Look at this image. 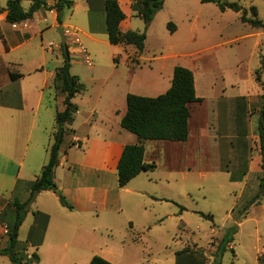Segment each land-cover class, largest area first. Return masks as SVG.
<instances>
[{"label": "rangeland", "instance_id": "obj_1", "mask_svg": "<svg viewBox=\"0 0 264 264\" xmlns=\"http://www.w3.org/2000/svg\"><path fill=\"white\" fill-rule=\"evenodd\" d=\"M4 1L8 0H3L0 9L6 5L7 2ZM225 1L240 3L247 9L249 18L264 21V0ZM122 2L129 16L128 22H131L129 27L147 33L141 61L134 68L143 67L146 70L154 65L155 56L164 55L165 78L174 66L190 61L194 67L198 93L214 101L209 106L210 118L216 122V125L219 123L220 133L223 136L230 135L236 126L235 136L238 135V138L222 139V147L219 150L224 154L234 144L233 155L231 157L227 155L229 159L226 158L227 160L224 161L223 170L206 169L202 162H196L191 168L177 170H168L164 165V184H162L164 200L151 204L149 198L145 197L147 208L140 203L128 201L127 197L131 195L124 192L116 183L114 194L125 198L124 208L119 213H110L108 217L103 215L100 219L91 218L90 221H84V227L76 225L81 223L79 212L74 213L75 219L60 224L54 216L46 243L40 250V253H47L51 259H43L41 264H89L94 256L93 253L114 264H176L177 250L194 245L207 247L210 239L215 242L221 240L223 233L230 226L235 225H238V229L233 240L234 250L227 248L221 263L258 264V256L261 254L264 256V196L261 197L260 202L253 204L250 200L258 189L259 163H254V168L246 180L239 178L242 170L239 172L233 167L237 163L238 154L241 161L245 162L247 158L255 160L260 153L258 121L259 110L263 108L261 95L264 94V87L256 80V75L257 69H261V78L264 82V67L262 68L264 28L253 27L250 23L243 22L242 11L237 12L233 9L222 11L217 4L202 0H165L163 7L155 13L152 21L147 25L144 19L134 15L131 0H122ZM24 5L28 6L29 2L25 1ZM253 6L257 9V15L252 10ZM100 13L95 11L91 21L94 23L93 29L96 26L98 29V35L95 36L105 39L106 22L105 17L103 22L100 21ZM62 16L67 27L79 31L87 50L89 53L92 52L90 40L84 35V31L90 30H88L89 20L86 19L83 7L73 10L72 5L66 6ZM61 44L58 28L46 27L44 34L34 37L30 43L31 48L25 52L29 56L25 60V66L33 60L32 53L36 50L41 53L43 47L47 51V57L51 55L55 59L56 50ZM51 46L55 47L54 51H48ZM92 48L98 52H108L104 46L97 45ZM60 60L64 62V56L60 57ZM71 62L73 71L90 73L91 67L83 60L81 54L72 57ZM98 86L89 84L87 87L91 92ZM86 89L77 96V100L83 98V105L89 103L82 95ZM242 95L248 96V99L244 100L243 110L234 99ZM217 97L221 98L225 107L218 106ZM231 104L232 111L230 116H227L229 113L225 112L229 110ZM194 108L193 112H195ZM50 110L53 113L55 111L53 107L42 109L40 122L44 123L48 120ZM87 115L88 113L84 112L75 113V119L69 124L70 128L80 134L87 131L90 128V122L84 123ZM234 117L236 125L233 122ZM192 125L194 129V119ZM98 131L102 130L98 129ZM242 156L245 158L243 159ZM246 171L248 170L244 172ZM143 174H151V172ZM167 175L170 177H166ZM13 181L8 178V173L0 172V197L8 198ZM50 194L51 199L58 198V206L62 208L60 195L56 197L53 193ZM42 198L41 196L31 202V197L28 207L35 209L42 206L41 203L51 204L52 201L47 199L43 201ZM180 205L185 207L183 211ZM48 207L46 209H52V206ZM159 211L164 212V218H159ZM198 211L212 215L213 220L203 217L197 213ZM98 220H100L99 229L93 233L91 229L97 225ZM31 221L32 215H29L21 228L20 239L25 240ZM212 229L216 231L213 232ZM28 251L33 253L35 249L31 248ZM0 264L14 263L9 257L0 254ZM30 264L36 262L32 261Z\"/></svg>", "mask_w": 264, "mask_h": 264}, {"label": "crops", "instance_id": "obj_2", "mask_svg": "<svg viewBox=\"0 0 264 264\" xmlns=\"http://www.w3.org/2000/svg\"><path fill=\"white\" fill-rule=\"evenodd\" d=\"M25 1H23V6L28 8L31 2L28 1L29 5L25 6ZM118 1L126 14V18L120 27L122 31H127L131 29L129 27L131 22H128L129 16L122 0ZM54 2L55 0H47L49 6L53 5ZM0 4H3V0L0 1ZM5 7L6 5L0 9V172L8 173V178L14 180V183L8 198L0 197V248L6 244L7 231L15 220L16 207L14 203L28 202L29 204V200L33 196V182L48 161L49 147L53 143L54 132L57 128L56 114L65 109L64 99L66 96L55 85L54 81L57 68L63 64L60 60L64 50L62 44L56 50L55 59L51 55L47 57V51L42 46V52L39 53L38 50L33 52V60L25 66V60L29 57L25 52L31 48L30 43L34 37L38 34L42 36L46 27L59 28L62 26L65 28L67 27L66 23L63 21L61 25L59 24L55 8H41L30 18L31 28L29 30L17 31L7 21ZM79 7H83L86 19L89 20L88 30L90 31H84V35L90 40L92 50L90 54L94 63L90 66L89 74L73 71L71 65L72 74L78 75L86 85L87 89L82 95L86 97L89 106L82 104L83 98L77 100V96L80 94H76L72 98V102L77 107L74 115L80 112L88 113L84 123L90 122V128L80 134L77 130L70 128L69 124L71 123L65 124L66 132L60 149V161L55 170L58 190L73 208L69 209L61 204L60 207L62 208H59L58 198L56 200L51 199V194L49 195V193H53L58 197L59 195L55 191H39L34 201L42 196L43 201L44 199L52 201L50 202L52 205L41 203L42 206L35 209L29 206V211L19 228L20 234L22 226L29 215H32L25 240L20 239L19 236V249L21 254L31 258L32 253L28 250L34 248V252L39 255V262L36 264H41L43 259H51L47 253H40V250L46 243L54 216L57 217L60 224L75 219L74 213L79 212L81 223H76V225L77 227H84L83 223L86 220L100 219L103 215L108 217L110 213H119L123 210L124 196L114 194L116 183L119 185L117 166L125 145L139 141L136 134L124 129L120 124L127 111V95L135 93L157 96L164 93L171 86L175 67L164 78V55H159L153 58L154 65L148 69L144 70L143 67L135 69L134 66L139 65L141 61L142 53H136L134 46L111 44L107 34L105 39L95 36L98 35V29L97 26L93 29L92 24L94 23H92L91 18L95 15V11H100V21L103 22L105 17L106 22L104 0H73V10ZM97 45L106 47L108 52H98L92 48V46L97 47ZM68 48L71 58L79 54L72 48ZM54 50L55 47L51 46L48 51ZM153 59L151 60L153 61ZM191 64L190 61H187L181 65L194 72V67ZM89 84L99 86L90 92L87 87ZM195 87L197 95L203 100L190 104L191 116L188 139L186 141L145 140L144 159L147 162H155L156 168L142 171L127 185L121 187L124 192L131 195L129 198L127 197L128 201L140 203L144 208H147L145 197L149 198L151 204L164 200V185H162L164 184V165L168 170H177L179 168H191L196 162H202L206 169L223 170L225 168L223 163L227 160V155L229 154L230 157L233 155L232 147L234 144L224 154L219 150L222 147V139L238 138V135L235 136L236 126L232 130V134L223 136L220 133L221 126L219 123L216 125V122L210 118L209 106L211 102H214L213 99L210 100L207 96L199 94L196 82ZM220 97L223 98L224 96ZM220 97H217L219 99L218 106L225 107ZM247 97L242 95L234 98L241 110L245 107L244 100H247ZM232 104L228 111L225 110L226 114L229 113L227 116L231 114ZM44 107H53L55 111L53 113L50 110L48 120L42 123L39 121V117ZM193 107H195V112H193ZM222 109L224 110V108ZM223 118L225 120V115ZM193 119L194 129L192 128ZM233 122L236 125V119ZM98 129L102 131H98ZM103 131L105 133H102ZM193 135L194 138H192ZM237 157V163L233 168L239 172L242 170L239 178L246 180L254 168V163H259L260 178L262 174L260 153L255 160L247 158L245 162L244 160L241 161L240 154ZM228 169L229 167L226 168V170ZM243 169L248 171L244 172ZM144 172H151V174H143ZM166 177L170 176L167 175ZM159 185L162 186L157 187ZM48 206H52V209H46L49 208ZM34 211L48 215L47 223L45 217L41 215L38 224ZM158 216L164 218V212L159 211ZM96 222L97 225L91 229L93 233H96L100 226V220ZM131 225L133 224L131 223ZM212 231L215 232L216 230L212 229ZM219 243L220 240L215 242L210 239L207 247L196 246L204 249L205 253L210 255L209 263H211ZM228 248L234 249L233 241ZM3 256L8 258L6 255Z\"/></svg>", "mask_w": 264, "mask_h": 264}, {"label": "trees", "instance_id": "obj_3", "mask_svg": "<svg viewBox=\"0 0 264 264\" xmlns=\"http://www.w3.org/2000/svg\"><path fill=\"white\" fill-rule=\"evenodd\" d=\"M25 0H8L5 9L7 10L6 19L8 22L21 21L32 18L34 13L39 9H52L57 11V19L59 24L63 23V10L66 6L70 7L73 0H55L54 4L49 6L47 0H28L30 6H23ZM203 2H212L219 6L222 11L233 9L237 12L242 11L241 19L243 22L250 23L253 27L264 28V21L258 18H249L247 9L240 3L225 0H202ZM132 9L137 15L145 20L146 24L152 21L155 13L160 10L165 0H131ZM104 10L106 13V34L108 40L114 45H132L136 48V53L140 54L144 51L147 33L145 31H137L129 29L121 30V23L126 18V14L122 9L118 0H104ZM255 15L257 9L252 7ZM170 26V24H169ZM64 62L59 66L55 73V85H57L63 93H65V109L58 111L56 114V131L54 132L53 143L49 147L48 161L42 167L40 174L33 182V191L58 190L55 180V170L60 161V149L65 136V124L72 123L74 120V112L77 107L72 102V98L82 92L86 87L78 75L71 72V55L67 50L62 51ZM264 67V60L262 68ZM261 69H257L256 80L264 87L261 78ZM203 98L196 93L194 72L183 65H176L173 70L171 86L162 94L157 96H145L135 93L127 95V111L121 119V126L136 134L137 143L125 145L117 166L118 183L120 187L128 184L130 180L140 174L142 171L154 170L155 162H147L144 159L145 140H170V141H186L189 137V119L191 116L190 104L200 102ZM263 108L260 110L258 121L259 147L262 157V174L259 178V188L250 203L260 202L264 196V94L261 95ZM33 193V192H32ZM62 205L69 209L73 206L65 198L60 195ZM16 216L14 222L9 226L7 231V242L4 247L0 248V254L6 255L14 264H30L32 261L39 262V255L32 253V257L20 253L19 249V228L23 223L28 211V202H15ZM181 210L185 209L181 206ZM36 221L40 222V216L45 217L46 223L48 215L40 212H33ZM200 215L207 219L213 216L198 211ZM238 225L230 226L224 233L216 252L213 254V260L209 263L210 255L205 253L202 248L194 246H186L176 252V264H222L221 258L227 250L230 243L234 240ZM234 250V249H232ZM89 264H114L100 255H94ZM258 264H264V256H258Z\"/></svg>", "mask_w": 264, "mask_h": 264}, {"label": "built area", "instance_id": "obj_4", "mask_svg": "<svg viewBox=\"0 0 264 264\" xmlns=\"http://www.w3.org/2000/svg\"><path fill=\"white\" fill-rule=\"evenodd\" d=\"M10 25L14 30L22 32H25L31 28L30 18L21 21L11 22ZM64 34L66 36V42L69 43H67V48L70 47L73 49V51H76L77 53L81 54L83 56V60L89 66H91L93 64L92 57L89 51L87 50V47L82 42L78 30L73 27H66L64 30Z\"/></svg>", "mask_w": 264, "mask_h": 264}, {"label": "water", "instance_id": "obj_5", "mask_svg": "<svg viewBox=\"0 0 264 264\" xmlns=\"http://www.w3.org/2000/svg\"><path fill=\"white\" fill-rule=\"evenodd\" d=\"M59 32H60V35H61V40H62V46L64 48V50H67V44H66V37L64 35V28L63 27H59L58 28ZM38 190H35L34 193H33V196H32V199H31V202L34 201V199L36 198V196L38 195ZM56 194L60 195V191L57 190L56 191Z\"/></svg>", "mask_w": 264, "mask_h": 264}]
</instances>
